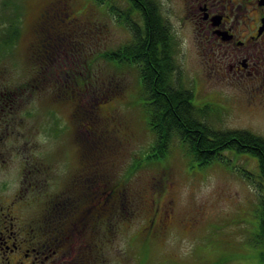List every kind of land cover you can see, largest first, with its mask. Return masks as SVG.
<instances>
[{
    "label": "rangeland",
    "instance_id": "1",
    "mask_svg": "<svg viewBox=\"0 0 264 264\" xmlns=\"http://www.w3.org/2000/svg\"><path fill=\"white\" fill-rule=\"evenodd\" d=\"M57 1L61 12L70 15L73 32L65 33L67 37L61 34L63 41L57 42L59 52L56 60L48 64L51 66L34 72V28L43 8ZM159 1L178 39V76L195 93L198 88L196 104L210 105L206 117L209 123L217 129L248 130L264 138V94L255 95V102L251 103L247 84H241L239 77L231 81L225 76L228 72L220 63V53L226 51L218 47L198 49L189 31L191 27L187 30L182 24L181 1ZM10 2L6 11L4 0H0V33L7 18L13 15L12 7L18 6L22 9V35L11 50L0 56V91L7 95L12 92L13 102L6 107L8 113L0 105V205H23L31 225L34 220L45 226L47 217L54 213L58 195L67 191L70 176L73 178L80 170L82 154L73 135L76 132L91 141L92 125L96 128L95 137L108 136L113 144L101 164L107 174L106 186L112 180L120 181L134 159L140 158L144 167L128 178L126 186L134 209L129 210L128 222L115 232L109 246L102 244L109 257L106 263L135 264L145 257L144 264H264V243L256 238L264 181L256 158L227 151L224 160L201 167L177 141L164 159H145L154 134L148 129L143 109L139 72L131 65L110 61L105 64L102 58L105 52L133 40L130 27L119 23L118 16L109 11L112 3L119 10L128 9V3ZM134 20L142 25L137 14ZM69 26L59 30L65 31ZM115 72L123 76L115 79L126 83L124 93L96 106L93 117L89 112L84 121L77 122L76 104L85 105L83 108L88 110L94 99L112 87L109 79ZM71 88L73 98L61 96L65 100L60 101L55 96L59 89L63 92ZM244 170L252 174L254 184L243 175ZM29 171H38L43 179L39 192L34 193L40 195L38 199L25 178ZM127 202L129 205V199ZM167 216L170 219L161 229L159 222H165ZM150 219L154 223L157 219L155 231L162 232L157 237L153 235L147 255L139 259L140 233ZM131 224H136L133 230L129 229Z\"/></svg>",
    "mask_w": 264,
    "mask_h": 264
},
{
    "label": "trees",
    "instance_id": "2",
    "mask_svg": "<svg viewBox=\"0 0 264 264\" xmlns=\"http://www.w3.org/2000/svg\"><path fill=\"white\" fill-rule=\"evenodd\" d=\"M97 1L99 4L106 2V0ZM125 1L129 5L128 9L119 10L112 3L109 5V11L110 15L118 16L119 23L130 27L133 31V40L117 50L105 52L102 58L105 64L110 61L118 63L120 66L131 65L139 72L141 95L144 101L143 109L148 129L154 134V140L151 141L145 159L153 160V162L164 159L171 153L173 145L177 141L181 147H184L188 156L201 167L224 160L225 152L234 151L256 158L260 167V178L264 181V138L248 130L215 128L206 118L210 111V105L194 102L198 88L195 93L192 88L182 83L181 77L178 76L180 73L177 59L178 39L170 21L165 17L160 1ZM58 3L59 1L52 2L43 8L34 28L36 40L33 43L34 54L31 57L34 60L32 61L34 72L51 66L48 64L56 60L59 52L57 42L63 39L61 34L63 33V37H67L70 31L73 32L72 26L74 25L71 20H68L70 15L63 14ZM9 4L11 5L10 0H4V10H8ZM12 8L13 15L11 14L7 21L4 19L7 24L4 23L6 26L0 33V56L4 51L11 50L22 35L20 25L22 9L18 6ZM136 14L142 21L140 26L134 20ZM60 23H62L61 27L66 24L71 26L65 31H60L61 27L56 26ZM65 33H67L66 36H64ZM117 75H119L117 72L111 75L109 80L112 83L109 82V84L112 87L108 88L106 93L103 92L101 97L94 99V103L89 107L90 110L89 108L88 110L84 109L85 105L76 104L78 117L75 119L77 122L84 121L89 112L93 117L96 106L105 105L124 93L126 83L116 80L123 77ZM32 80H36V77H33ZM4 92L0 91V105L3 110L5 109V113H8L9 110L6 107L8 104L13 105L10 97L12 92L8 93L9 95ZM73 92V88L64 89L63 92L59 89L55 96L61 101L65 100L61 96H66V99L73 98ZM90 127L92 128L90 132L94 131V138L91 141L76 135V132L73 135L74 142L82 154L79 159L80 170L75 173L79 175L80 172H89V174L91 172L92 174L91 181H87L86 185L81 188L82 198L78 202L82 205H78L79 203L69 205L70 208L61 209L62 214L59 215V212L55 210H58L56 203L59 194L54 204V213L52 217H47L44 228L54 229L62 236L70 238L69 241L59 243L74 250L73 264H109V262L106 263V259L109 257L105 256L102 244L109 246V241L117 235L115 232L120 230L119 227H122L124 222H128L129 210L134 209L131 196L129 198L130 191H127L126 186L129 182L128 178L135 176V172L144 167L142 160L136 158L120 181L112 180L106 186L107 174L101 164L104 161L103 155L112 148L113 144L110 143L112 140L108 136L101 139L95 137L96 128L92 125ZM54 133L56 136L57 131ZM35 172L38 173V171ZM243 173L254 184L252 174L245 170ZM70 178L69 186L72 187L73 185L70 184L73 179L72 175ZM61 195L65 197L69 194L68 191H64ZM61 195V200L67 199ZM64 205H68V203L66 202ZM259 205L262 207V213L256 238L258 242L264 243V195L260 197ZM156 222L157 219L155 223L150 219L141 230V239L139 238L138 244L141 246L138 251L139 259L143 255H147V247L154 240L153 237H157L158 233L162 232L155 231ZM164 225L163 220L159 222L158 226L163 229ZM134 227L136 224H131L129 229L133 230ZM145 260L146 258L143 257L135 264H144Z\"/></svg>",
    "mask_w": 264,
    "mask_h": 264
},
{
    "label": "flooded vegetation",
    "instance_id": "3",
    "mask_svg": "<svg viewBox=\"0 0 264 264\" xmlns=\"http://www.w3.org/2000/svg\"><path fill=\"white\" fill-rule=\"evenodd\" d=\"M180 1L182 24L187 30L191 27L189 31L198 49H224L228 55L227 58L221 50L220 63L228 72L224 75L231 81L239 77L241 84L246 83L250 102H255V95L264 94V0ZM25 178L32 193L39 192V182H43L40 175L29 171ZM91 179V172L76 174L70 182L73 186L67 190V199L61 200V194L58 197L55 210L59 215L69 205H82L78 202L82 198L81 188ZM21 195L23 201V192ZM21 206L0 205V264H73L74 250L59 243L70 238L54 229H45L41 222L33 220L31 225ZM169 219L167 216L165 225Z\"/></svg>",
    "mask_w": 264,
    "mask_h": 264
}]
</instances>
